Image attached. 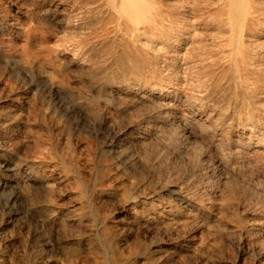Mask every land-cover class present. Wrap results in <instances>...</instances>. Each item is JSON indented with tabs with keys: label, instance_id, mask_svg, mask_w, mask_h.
I'll return each mask as SVG.
<instances>
[{
	"label": "rangeland",
	"instance_id": "rangeland-1",
	"mask_svg": "<svg viewBox=\"0 0 264 264\" xmlns=\"http://www.w3.org/2000/svg\"><path fill=\"white\" fill-rule=\"evenodd\" d=\"M31 2L0 0V183H7L0 190V264H75L77 252L79 264L94 258L108 264L91 238L104 223L123 239L124 260L142 240L171 228L174 240L151 245L157 264H262L264 142L256 135L250 139L252 122L239 123L253 106L255 132L263 128L264 79L246 77L260 86V106L253 98L230 99L219 91L207 97L205 88H196L207 102H184L190 126L184 131L165 114L172 107L142 98L141 84L121 87V95L108 102L102 94L107 85L91 78L97 68L72 56L73 45L84 46L92 30L90 24L67 25L79 1L60 6L54 23L28 6ZM219 6V0H210V8ZM262 7L257 16L264 20ZM202 27L197 32L202 45L228 34L223 26ZM28 29L65 53L64 86L47 92L41 85L29 88L7 65L9 44L18 48ZM254 38L262 40L264 33ZM70 58L76 63L68 65ZM217 58L195 60L196 73ZM151 82L161 80L153 76ZM143 192L148 202L168 208L148 238L132 205ZM96 207L106 216L96 215Z\"/></svg>",
	"mask_w": 264,
	"mask_h": 264
},
{
	"label": "bare ground",
	"instance_id": "bare-ground-1",
	"mask_svg": "<svg viewBox=\"0 0 264 264\" xmlns=\"http://www.w3.org/2000/svg\"><path fill=\"white\" fill-rule=\"evenodd\" d=\"M68 1L32 0L28 6L43 10L42 18L54 23L58 19V8L64 7ZM76 1L80 5L69 15L67 25L90 24L92 30L84 46L73 45L72 56L82 60V64L88 63L97 68L91 78L107 85L102 94H107L108 102L121 95V87L141 84L140 88L144 91L142 98L147 96L160 108L172 107L173 112L167 111L165 114L173 115L174 121H178V126L184 131L190 129L188 113L182 108L184 102H207L197 97L196 88H205L207 97L219 91L229 93L230 99L238 96L253 98L261 105L260 86L249 83L246 77L252 73L264 79V39L254 38L257 32L264 33V20L257 16V12L263 9L264 0H219L220 6L216 9L210 8V0ZM31 19L33 15L29 18L27 15V20ZM200 26L214 30L223 26L228 34L221 41L213 39L210 46L202 45L197 39ZM27 31L28 37L18 48L15 49V44L10 43L6 50L9 68L29 88L41 85L47 92L59 84L64 86L67 77L61 68L67 58L62 55L65 53L51 47L34 30ZM213 56L218 58L207 61L196 73L193 62H202ZM74 58L67 60V64H75L77 60ZM204 75L206 77L202 79ZM153 76L161 82L150 83ZM147 91L149 93L145 95ZM256 109L252 106L245 117L246 122L239 124L248 127L252 122L249 126L252 131L250 139L256 135L258 141L264 142V120L260 122L263 125L260 133L255 132ZM252 162L250 157L249 163ZM2 167L5 170L10 168L5 164ZM5 186L7 183H0V190ZM123 196L125 199L131 197L127 192ZM147 196L148 193L143 192L134 196L132 201L136 213L143 217L140 225L145 230V238L151 235L153 228L158 226L157 221L168 209L164 205L159 208L161 204L153 199L148 202ZM171 207L169 211L174 212ZM179 209L182 207L176 206V210ZM95 212L96 215L106 216L100 207H96ZM47 218H53V215ZM160 222L165 223L166 219ZM183 222L187 220L184 218ZM174 231L166 228L158 233L157 238L153 234L150 242L142 240L139 249L125 260L120 244L123 239L117 236L113 226L104 223L99 231L91 233V238L96 239L103 248L108 264H157L151 245L162 247V244L174 240ZM196 232L190 234V241L195 240ZM75 257V264H79L78 261L82 259L80 252ZM139 258L144 261L139 263ZM261 261L264 264V251ZM98 263L99 260L94 258L93 262L86 264Z\"/></svg>",
	"mask_w": 264,
	"mask_h": 264
}]
</instances>
